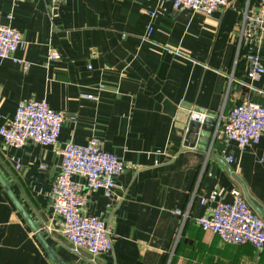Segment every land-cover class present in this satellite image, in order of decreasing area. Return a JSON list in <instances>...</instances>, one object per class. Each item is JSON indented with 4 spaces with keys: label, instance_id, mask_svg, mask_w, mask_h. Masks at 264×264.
I'll return each mask as SVG.
<instances>
[{
    "label": "crops",
    "instance_id": "obj_1",
    "mask_svg": "<svg viewBox=\"0 0 264 264\" xmlns=\"http://www.w3.org/2000/svg\"><path fill=\"white\" fill-rule=\"evenodd\" d=\"M255 1L227 0L204 15L174 11L162 0H66L52 15L46 0H0V24L23 41L14 56L29 63L23 69L0 60V115L10 118L27 99H43L74 115L63 121L54 145L27 141L12 148L0 138L6 183L64 263L264 264V247L222 243L194 222L211 208L200 197L217 189L227 201L233 187L264 219V132L257 144L241 149L217 132L201 151L185 145L176 121L183 104L212 126L218 113L241 100L264 105V73L249 80L244 63L234 64L240 12ZM49 53L56 57L49 59ZM90 137L124 164L113 179L120 199L89 191L81 208L104 220L111 240L110 251L94 263L86 252L69 249L45 197L58 172L61 145H82ZM9 155L18 158L19 170ZM185 209L186 218L174 213ZM46 226L55 231L47 234ZM0 264H54L1 187Z\"/></svg>",
    "mask_w": 264,
    "mask_h": 264
},
{
    "label": "built area",
    "instance_id": "obj_2",
    "mask_svg": "<svg viewBox=\"0 0 264 264\" xmlns=\"http://www.w3.org/2000/svg\"><path fill=\"white\" fill-rule=\"evenodd\" d=\"M20 0H11L12 4ZM53 15L56 6L66 0H46ZM174 11H199L210 15L216 8L228 5L227 0H162ZM155 11H148L154 16ZM51 15V16H52ZM7 18H10L7 15ZM148 32V28H147ZM20 34L8 25L0 24V60L10 59L26 69L28 62L14 56L22 48ZM264 0H256L253 6L245 3L240 12L234 34V64L242 61L245 76L256 80L264 73ZM262 54V55H261ZM49 59L56 57L49 53ZM233 64V66H234ZM90 65H87V69ZM231 75L228 76V81ZM102 85L97 86L101 89ZM95 100L92 94L83 95ZM193 118L202 121V114H193ZM74 120V115L66 116L59 110L50 108L43 99H27L17 103L13 115L4 118L0 115V138L4 145L20 148L27 141L40 145H54L65 119ZM213 132L220 133L227 140L233 141L238 149L258 143L264 132V105L248 100H241L224 113L216 115ZM60 163L58 172L45 193L48 207L59 217L57 232L67 241L72 252L84 251L89 261L110 251L111 240L104 220L98 216L85 215L81 208L86 192L101 190L107 198L118 201L114 195V177L124 171L123 162L113 153L102 150L100 141L90 137L84 144L77 145L70 141L58 150ZM8 160L15 170L20 169L18 158L9 155ZM230 163L232 158L225 157ZM43 168L44 165H40ZM78 178V180L74 179ZM230 200H223L217 189H212L205 197L199 198L200 204H211L207 215L194 218L195 224L202 230L216 235L222 243L248 244L256 250L264 247V219L256 214L236 187L230 189ZM182 219L187 217V209L175 210ZM51 234L55 230L46 226Z\"/></svg>",
    "mask_w": 264,
    "mask_h": 264
},
{
    "label": "water",
    "instance_id": "obj_3",
    "mask_svg": "<svg viewBox=\"0 0 264 264\" xmlns=\"http://www.w3.org/2000/svg\"><path fill=\"white\" fill-rule=\"evenodd\" d=\"M181 106L183 107V109H180L177 112L176 121L179 122L178 128L181 129V131L183 132V139L185 145H188L189 147H194L195 149L201 151H206L215 136V133L213 132V126L208 122L207 119H202V121H198L196 118L192 117L193 114H197L199 112L197 109L190 108L189 105L186 104H183ZM0 187L3 189L4 193L6 194L16 211L26 222L30 231L33 233L34 237L36 238L42 249L45 251L48 259L54 264H66L56 255L54 250L47 244V242L39 232L37 226L34 224L33 221L30 220L27 213L18 202L14 192L6 183V180L1 171ZM245 197L247 198V196Z\"/></svg>",
    "mask_w": 264,
    "mask_h": 264
}]
</instances>
